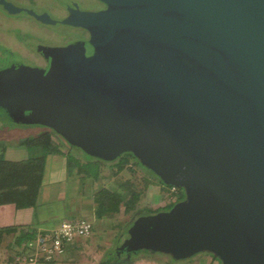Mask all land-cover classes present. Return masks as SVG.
<instances>
[{
	"label": "water",
	"instance_id": "water-1",
	"mask_svg": "<svg viewBox=\"0 0 264 264\" xmlns=\"http://www.w3.org/2000/svg\"><path fill=\"white\" fill-rule=\"evenodd\" d=\"M101 1L73 23L88 40L0 71L3 119L102 161L129 152L183 190L135 218L117 256L264 264V0Z\"/></svg>",
	"mask_w": 264,
	"mask_h": 264
},
{
	"label": "crops",
	"instance_id": "crops-1",
	"mask_svg": "<svg viewBox=\"0 0 264 264\" xmlns=\"http://www.w3.org/2000/svg\"><path fill=\"white\" fill-rule=\"evenodd\" d=\"M38 134H29L22 139L12 137L4 142L5 145H0V151L4 152L5 159L11 161L43 156L44 149L40 147L30 148L23 143L27 137L37 136ZM83 154L76 148L60 144L59 152L44 155L41 183L32 202L22 206H16L14 202L0 205V228L16 226V234L18 231H22V243L37 233H44L56 227L64 220L86 218L91 221V235L87 238H76L74 242L69 244L66 253L58 262L49 264L64 262L72 252L80 251L83 245H86L90 240L93 242V234H105L107 230H112L111 228H116V231H112L113 236L117 237L119 233L123 232L117 226V223L109 225L107 219L111 216L107 213H98L94 202V194L101 188L117 192L116 189L109 188L106 180L108 179V171L111 173L110 176H116L118 173L121 176V172L117 170L119 167L115 162H104ZM82 164L95 167L97 174L92 178L87 177L86 175L89 172L82 173ZM95 228L98 229L97 233ZM101 237H98V239L100 240ZM14 239V236L5 238L0 248H7L8 243Z\"/></svg>",
	"mask_w": 264,
	"mask_h": 264
},
{
	"label": "rangeland",
	"instance_id": "rangeland-1",
	"mask_svg": "<svg viewBox=\"0 0 264 264\" xmlns=\"http://www.w3.org/2000/svg\"><path fill=\"white\" fill-rule=\"evenodd\" d=\"M83 7L86 9H92L95 7V3L93 0H83ZM1 15V14H0ZM19 27L14 26L16 29L14 31H10L8 26L12 23L10 20H15L14 18H6L2 20L0 23V38L3 37L7 39L9 43L12 45H19V41L22 39V30L26 28V25L22 26V14L19 15L18 18ZM55 29H65L64 27L58 26ZM29 37L26 36V39ZM0 43H4L0 41ZM22 45V44H21ZM1 71V70H0ZM9 126H0V142L3 140H10V138H24L29 134H38L41 133L42 130L45 131L46 128L40 127V125H29L24 124L22 126H18L15 124H8ZM53 139L60 144L67 145L60 138V136L56 134H52ZM2 144V143H0ZM79 151V150H78ZM20 154V153H19ZM18 154V155H19ZM125 153L121 154L123 156ZM85 155V154H83ZM87 156V155H85ZM119 156V157H120ZM88 157V156H87ZM118 157V158H119ZM5 158V156H4ZM92 158V157H90ZM129 165H132V170L129 169L128 165L120 170L121 176L116 175L118 177L110 176L111 173L108 171V179L106 180L109 188L116 189L117 192L124 193L128 196V189L132 188L135 191L139 192V196L136 201V209L130 212H125L124 208L120 209V212L115 213H107L111 216L108 217L107 221L109 225L117 223V226L123 230V232L119 235L121 236H113L112 231H116V228H111L112 230L106 231L105 234H93L92 241H88L86 245H83L80 251L72 252L71 255L67 256V259L60 264H103L102 262L107 260V258L112 257L111 252L125 239L126 230L130 223L135 219V217L139 213H145L147 211H158L164 209L171 203H175L178 200L179 195L170 194L167 185L160 183L157 178L153 177L149 172L144 170L139 165L133 164V161H129ZM82 173L89 172L87 177L92 178L97 174V170L95 167H91L90 165H81ZM119 169V168H118ZM117 169V170H118ZM130 182V184L128 183ZM116 192V191H115ZM184 197L182 196V199ZM168 204V205H167ZM167 205V206H166ZM159 208V209H158ZM157 209V210H156ZM155 213V212H154ZM115 226V225H114ZM113 226V227H114ZM100 227V226H99ZM97 227V228H99ZM95 228L96 233L98 229ZM101 237L99 240L98 237ZM119 237V238H118ZM97 242V243H95ZM108 252V253H107ZM12 251L10 248H0V264H7L8 256L11 255ZM59 261V260H58ZM57 261V262H58ZM56 262V261H55ZM105 264H220L219 261L213 259L211 255L207 253H199L189 259L179 260V261H171L168 255H164L161 253L156 254H138L136 256L127 257V259L123 256L120 258L112 257L110 262Z\"/></svg>",
	"mask_w": 264,
	"mask_h": 264
},
{
	"label": "flooded vegetation",
	"instance_id": "flooded-vegetation-1",
	"mask_svg": "<svg viewBox=\"0 0 264 264\" xmlns=\"http://www.w3.org/2000/svg\"><path fill=\"white\" fill-rule=\"evenodd\" d=\"M93 1L95 7L88 10L85 6L83 7V0H0V23L6 18H14L15 20H10L12 23L8 26L10 31H14L16 29L14 26H20L18 18L22 14V26L26 25V28L22 27V30L25 31L22 32V39L19 41V45H12L6 38L0 40L4 42L0 43V70H5L17 64L45 69L48 66V60L43 54L45 49L65 47L76 42L88 40L90 37L89 30L73 23L79 20L83 14L82 12H100L107 8V5L101 0ZM64 19L68 22L63 23L62 20ZM52 20H55L56 23H53ZM58 26L65 29H55ZM26 36L29 38L26 39ZM0 39H3V37ZM2 115L3 113L0 111L1 127L9 126L8 124L24 125L6 121ZM40 127L46 128L42 132L56 134L49 127L41 125ZM3 141L6 142V140ZM152 176L155 177L154 175ZM115 256L117 258L123 256L126 258L125 253L118 256L115 254Z\"/></svg>",
	"mask_w": 264,
	"mask_h": 264
},
{
	"label": "trees",
	"instance_id": "trees-1",
	"mask_svg": "<svg viewBox=\"0 0 264 264\" xmlns=\"http://www.w3.org/2000/svg\"><path fill=\"white\" fill-rule=\"evenodd\" d=\"M61 139L65 141L63 138ZM4 142L5 141H1L0 143L2 144L0 145H3ZM23 143L26 144L30 148L40 147L44 149L43 150L44 155L48 153L60 151V143L59 142L57 143L53 139L52 134L50 132H41L37 136L27 137L23 141ZM65 143L68 146V143L67 142ZM4 148L5 146L3 147V149ZM44 155L37 156V157H31V158H28L27 160L11 161V160L5 159L4 152L0 151V205L4 203L14 202L16 206H22V205L30 204L32 202V199L36 195V190L39 187V184L41 183L42 171L44 167ZM130 160L133 161L132 162L133 164L139 165L141 167V165L136 160V158L129 152H126L123 156H120L119 158L113 161H109V162H115V164L119 167L118 169L119 171L127 165L129 169L132 170L131 168L132 165H129ZM157 180L160 183H162L158 178ZM128 183L130 184V182ZM127 193H128V196H126L124 193L110 191L106 188L99 189L94 194V202L97 206L96 208L97 212L101 214L102 213H117L120 211L122 207L124 208L125 212H130L132 210H135L136 209L135 204L139 196V192L135 191L132 188H129ZM176 195L180 196L178 197L177 200L178 201L181 200L182 196L184 197L183 190L179 188ZM173 204L174 203H171L170 205L167 204L168 206L166 205L167 207L161 210H167ZM161 210H158V211H161ZM158 211H147L145 213H139L135 218L143 214H150L154 212L156 213ZM16 231H17L16 226L1 227L0 228V246L2 245V242L4 241L5 238H11L12 236H14L15 239L9 242L7 247L10 248V251H15L16 248L20 246L23 240L22 231H18L17 234H16ZM26 234L28 235V233ZM30 236L31 234L29 235V237ZM203 253H206V252H203ZM138 254L148 255V254H156V253L138 252V253H132L131 255H127L125 253V256L127 258V257L136 256ZM207 254L211 255L213 259L219 261V259L214 257L211 253H207ZM111 256L113 258L116 257L114 250L111 252ZM112 257L107 258V260L103 261L102 263L105 264L107 262H110ZM168 257L171 261L172 260L175 261L170 256ZM10 260H11V255H9L7 264L10 263ZM219 263L221 264L220 261Z\"/></svg>",
	"mask_w": 264,
	"mask_h": 264
},
{
	"label": "built area",
	"instance_id": "built-area-1",
	"mask_svg": "<svg viewBox=\"0 0 264 264\" xmlns=\"http://www.w3.org/2000/svg\"><path fill=\"white\" fill-rule=\"evenodd\" d=\"M169 193L176 194L177 187L169 186ZM92 233V223L86 218L64 220L56 227L37 233L11 253L9 264H47L60 260L69 244L76 238H87Z\"/></svg>",
	"mask_w": 264,
	"mask_h": 264
}]
</instances>
